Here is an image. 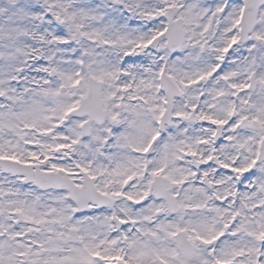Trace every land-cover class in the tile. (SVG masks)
Segmentation results:
<instances>
[{"label":"snow or ice","instance_id":"snow-or-ice-1","mask_svg":"<svg viewBox=\"0 0 264 264\" xmlns=\"http://www.w3.org/2000/svg\"><path fill=\"white\" fill-rule=\"evenodd\" d=\"M0 264H264V0H0Z\"/></svg>","mask_w":264,"mask_h":264}]
</instances>
